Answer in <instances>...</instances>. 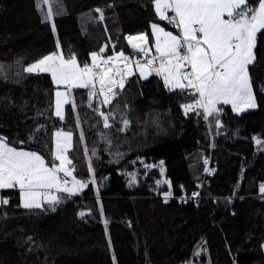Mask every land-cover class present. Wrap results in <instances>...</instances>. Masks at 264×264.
<instances>
[{"label":"trees","instance_id":"trees-1","mask_svg":"<svg viewBox=\"0 0 264 264\" xmlns=\"http://www.w3.org/2000/svg\"><path fill=\"white\" fill-rule=\"evenodd\" d=\"M42 8L46 12L48 5ZM52 8L55 34L51 23L42 22L36 0H0V136L51 163L54 132L70 131L73 174L89 180L91 159L96 183L64 196L54 211L47 204L25 209L18 191H2L9 203L0 204V264H264V30L249 66L253 110L237 114L221 104L204 120L202 109L185 114L182 108L194 102L190 90L169 91L161 77L134 73L107 106L99 97L89 107L88 90L73 89L75 110L67 104L60 120L50 75L24 71L56 50L57 37L65 57L75 54L83 66L91 64L93 51L107 46L102 55L109 54L111 42L126 53L125 26H138L149 41L152 23L176 30L160 20L153 0H58ZM97 108L113 114L110 128L103 127ZM125 118L130 123L121 131ZM205 156L214 170L209 176ZM129 173L136 175L131 186ZM165 179L175 195L202 186L201 198L165 203L168 185L156 183ZM196 248L202 249L198 257Z\"/></svg>","mask_w":264,"mask_h":264},{"label":"snow or ice","instance_id":"snow-or-ice-1","mask_svg":"<svg viewBox=\"0 0 264 264\" xmlns=\"http://www.w3.org/2000/svg\"><path fill=\"white\" fill-rule=\"evenodd\" d=\"M54 2L58 0H36V5L43 14L42 22L51 23L53 34L56 33L52 8ZM153 3L160 20H167L179 32L173 34L159 24L152 23L154 55L148 47V34L127 36L131 48L146 57L144 62L130 60L123 51L105 59L102 56L106 51L105 46L99 52L90 53L91 64L85 62L81 66L75 54L65 57L57 37L56 50L24 69L28 73L50 75L56 86L55 115L60 120L65 118L64 105L71 102L72 109L75 110V101L71 99L73 89L88 90L89 107L92 106V99L99 97H103L100 104H111L117 95L116 89L123 90L127 78L134 75L133 66L143 79L152 74L161 77L169 91L190 90L195 99L193 103L182 105L185 114L199 108L202 109L203 119L208 120L219 113L218 105L221 104L230 105L237 114L257 107L249 66L256 61L254 50L257 47V36L264 30V0H153ZM42 5H48L46 12H43ZM96 11L102 21L104 12L99 8ZM169 12L174 15L169 16ZM62 87L64 90H61ZM96 111L102 117L103 127L110 128L112 125L109 119L114 118L113 114H105L99 108ZM122 122L124 128L121 131L127 129L130 123L126 118ZM216 126H221L219 120L216 121ZM83 139L84 134L81 132L80 140ZM256 143L260 145L262 141L256 139ZM54 144V151L50 153L53 162L49 166L41 154L18 150L10 146L6 137L0 136V190L18 189L20 206L25 209L60 203V197L52 190L72 196L79 194L89 184L96 183L91 159L88 160V172L91 174L89 180H80L73 175L75 166L67 155L72 147V132L56 131ZM92 155H96L95 150ZM163 163L161 161L159 165L161 175L164 173ZM204 163L207 164L208 161L205 160ZM154 166L144 164L146 169ZM205 171L212 174L213 170L205 168ZM128 175L131 186L136 182V175ZM68 177H71L70 181ZM156 183L157 186L168 185L169 190L163 194L164 202L167 203L173 195L171 182L165 179ZM259 193L264 195V183L259 185ZM96 195L99 197V190ZM199 195V192L192 194L193 197ZM8 203V199L0 197V204ZM99 211L103 216L102 204ZM79 215L83 217L85 213L80 212ZM108 223L104 219L105 227ZM196 255L200 253L197 252Z\"/></svg>","mask_w":264,"mask_h":264},{"label":"built area","instance_id":"built-area-1","mask_svg":"<svg viewBox=\"0 0 264 264\" xmlns=\"http://www.w3.org/2000/svg\"><path fill=\"white\" fill-rule=\"evenodd\" d=\"M140 33H144V32H139V33H134V34H129V35H131V36H137V35L140 34ZM129 35H128V34L125 35V43H126V47H127V52L125 53V55L129 56V59L132 60V61L140 60L141 62H144L145 59H146V57L144 56V54H143V53H139V52H135V51L131 48V46L128 44V41H127L126 37L129 36ZM113 46H115V43H114V42H111V43H110V49H111V52H110L109 54L102 55L105 59H106L108 56H110V55H114L116 52H118V51L116 50V48L113 47ZM151 54L154 55L155 52H154V51H151ZM122 66H123V65H121V67H122ZM98 87H99V86H98ZM205 160L208 161L207 164L204 163ZM203 163L205 164L206 168H208V169H212V170H213V168L211 167V159H210V156H205V157H203ZM213 173H214V170L212 171V174H213ZM205 174H206L205 176L212 175V174H209V173L206 172V171H205ZM62 175H63V174H61V176H62ZM68 179H69V178H68ZM69 181H70V180H69ZM261 184H262V183H261ZM201 187H202V186H200L198 189H196V190H194V191H192V192H190V193H186V192H183V191H182V193H180V194H178V195H175L174 192H173V190L171 189L173 195H172L169 199H175L178 203H182V202H190V201H196V200H199V199L201 198V193H200V192H201ZM194 192H199L200 195H199L198 197H193L192 194H193ZM259 194H260V193H259ZM260 195H262V194H260Z\"/></svg>","mask_w":264,"mask_h":264},{"label":"rangeland","instance_id":"rangeland-1","mask_svg":"<svg viewBox=\"0 0 264 264\" xmlns=\"http://www.w3.org/2000/svg\"><path fill=\"white\" fill-rule=\"evenodd\" d=\"M168 15L170 16V12L168 13ZM159 17V16H158ZM167 21V20H166ZM158 24V23H157ZM160 25V24H159ZM160 27H163L166 31H171V30H168V29H166L164 26H162V25H160ZM150 30H151V27H150ZM139 32H144L145 34H146V32L145 31H143L142 29H140L138 26H134V25H129V26H125V35H129V34H134V33H139ZM171 32H173V31H171ZM178 32H179V30H178ZM178 32L177 33H175V32H173V34H178ZM151 37H152V35H151ZM152 42H153V45H154V43H155V41H154V37H152ZM148 47L153 51V48L151 47V44H150V41H148ZM47 55V54H46ZM45 56V55H44ZM42 58V57H41ZM40 59V58H39ZM38 60V59H37ZM37 60H35V61H33V62H31L30 64H32V63H34V62H36ZM30 64H28L27 65V67L30 65ZM133 71H134V73L135 72H138V71H136V69H135V67L133 66ZM139 73V72H138ZM151 76V75H150ZM143 79V78H142ZM53 85H54V83H53ZM54 87H55V89H54V111H55V91H56V86L54 85ZM98 87V86H97ZM61 90H64L63 89V87L61 88ZM73 91V90H72ZM71 99H72V92H71ZM71 103V102H70ZM67 105V104H66ZM66 105H64V114H65V107H66ZM56 131H58V130H56ZM55 131V132H56ZM60 131H65V132H67L66 130H60ZM55 132H54V139H53V144H54V140H55ZM54 148H55V144H54V146H53V151H54ZM18 150H20V149H18ZM22 150H24V149H22ZM25 151H27V150H25ZM67 155L69 156V151H68V153H67ZM69 158H70V156H69ZM52 161H51V163L53 162V158L51 159ZM46 161V160H45ZM47 162V161H46ZM138 162V161H137ZM48 163V162H47ZM51 163H48L49 164V166H51ZM55 163H59L58 161H55ZM134 164V163H133ZM119 173H122V171H119ZM74 175V174H73ZM68 178H70V180H71V177H68ZM108 180H109V177H107L106 179H105V182H104V184H103V186L102 187H104L106 184H107V182H108ZM84 190V189H83ZM82 190V191H83ZM53 191V193L55 194V195H58L59 197H60V201L63 199V197L64 196H69L67 193H56L55 192V190H52ZM81 191V192H82ZM80 192V193H81ZM79 193V194H80ZM79 194H77V195H79ZM72 196H75V195H72ZM1 197V196H0ZM56 205V204H55ZM53 205V206H48V204H47V206L48 207H50V209H53V207L54 208H56L58 205ZM44 206V205H43ZM104 217H103V219H102V223H103V225H104ZM105 226V225H104ZM105 229H106V231H107V235H108V225H107V227H105ZM197 252H199L200 254L202 253V249L201 248H196L195 249V253H194V255L195 256H199V255H196V253ZM114 257V256H113ZM195 264H197V263H195Z\"/></svg>","mask_w":264,"mask_h":264},{"label":"crops","instance_id":"crops-1","mask_svg":"<svg viewBox=\"0 0 264 264\" xmlns=\"http://www.w3.org/2000/svg\"><path fill=\"white\" fill-rule=\"evenodd\" d=\"M171 15H174V13H172V12H170V16ZM172 27H174V25H172V24H170ZM175 28V27H174ZM175 30H176V32L175 33H177L178 32V29H176L175 28ZM150 44H151V47L153 48V51L155 52V48H154V45H153V42H152V37H151V40H150ZM135 73H137L138 75H139V73L138 72H135ZM153 75V74H152ZM140 76V75H139ZM219 106V105H218ZM230 106V105H229ZM231 107V106H230ZM248 110H253V109H248ZM248 110H246V111H248ZM4 190H16V191H18V189H3V190H0V196H1V192L2 191H4ZM19 192V191H18ZM263 248H264V244H263ZM190 264H195V263H190Z\"/></svg>","mask_w":264,"mask_h":264}]
</instances>
